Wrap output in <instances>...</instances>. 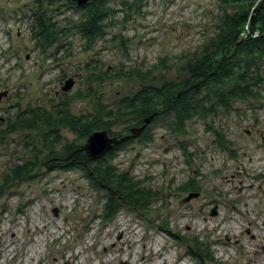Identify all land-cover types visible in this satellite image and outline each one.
<instances>
[{
	"label": "rangeland",
	"instance_id": "rangeland-1",
	"mask_svg": "<svg viewBox=\"0 0 264 264\" xmlns=\"http://www.w3.org/2000/svg\"><path fill=\"white\" fill-rule=\"evenodd\" d=\"M123 1L105 2L118 23L104 38L86 45L81 36L67 31L70 34L43 50L31 34L33 14L45 10L69 30L80 12L66 0H0V92L8 90L0 101V131L5 119L19 110H49L62 100L76 115L96 114L100 104L114 107L142 87L138 79H114L120 69L146 70L164 59L166 66L147 84L184 78L186 61L214 36L225 12L236 9L223 0H141L129 11ZM260 71L264 76V63ZM69 78L75 84L64 92ZM261 86L262 99L232 101L231 111L218 107L207 119L189 121L186 134L171 133L162 118L148 129L151 142L139 137L128 140L113 166L156 195L145 212L123 207L111 221L103 218L107 191L92 188L79 168L41 163L30 177L1 187L12 167L31 159L37 134L21 130L0 135V261L25 264L31 255L26 264H38L39 257L51 264H102V255L109 254V264H130L129 259L141 260L136 249L159 241L160 252L170 253L171 264H264V217L259 216L264 187L263 193L253 187L258 157L246 134L255 120L254 105L259 101L264 105V82ZM227 125L234 128L235 137L245 138L239 140L245 172L232 181L228 176L233 162L217 147ZM111 130L129 134L122 122ZM62 136L64 142L85 145L87 141L78 140L68 128L62 129ZM239 179L245 187L241 191ZM191 181L200 194L186 201L190 192L180 188ZM215 206L218 214L213 216ZM123 227L126 233L121 236ZM39 237V252L32 255L30 248ZM132 240L135 246L129 248ZM193 240L206 248V256L201 254L204 247L199 249ZM6 243L8 247H3ZM79 250L84 257L73 260Z\"/></svg>",
	"mask_w": 264,
	"mask_h": 264
},
{
	"label": "trees",
	"instance_id": "trees-1",
	"mask_svg": "<svg viewBox=\"0 0 264 264\" xmlns=\"http://www.w3.org/2000/svg\"><path fill=\"white\" fill-rule=\"evenodd\" d=\"M106 1L88 2L82 7L68 1L72 8L80 12L69 30H64L47 11H36L31 25L35 42L46 50L57 44L67 31L81 36L86 45L104 38L107 30L118 23L112 10L105 6ZM137 1L141 0H124L122 3L130 11ZM263 1L223 0L236 9L229 14L225 12L214 36L186 61L182 67L186 75L178 81H165L161 78L160 85L147 84L156 79L153 76L156 71L166 66L165 60L161 59L146 70L131 68L116 71L112 75L114 79H138L142 87L133 96L120 99L112 108L100 104L96 114L76 115L69 111L68 102L62 100L49 110L28 108L6 118L5 128L0 131V135L21 130L35 132L37 135L32 140L31 159L12 167L1 187L30 177L41 163L66 170L79 168L85 173L92 188L107 191L103 203V218L106 221L113 220L123 207L145 212L156 192L112 164L118 150L128 141L115 145L104 157L92 161L81 150L82 144L76 141L64 142L62 129H70L78 140L88 139L96 131H107L111 137L122 138L127 135L121 136L122 133L111 130L114 125L122 122L128 135L132 128L146 126L139 139L151 142L152 136L148 129L157 119L163 118L171 133L183 135L186 134L187 123L193 119H207L215 114L218 107L231 111L232 101L258 98L264 82L260 71L264 63ZM94 79L102 78L95 76ZM152 116L149 124L145 125V120ZM44 151L47 154L40 159ZM180 189L190 194L198 192L193 181L185 183ZM192 242L199 249L204 247L196 240ZM205 252L204 247L201 254L206 256Z\"/></svg>",
	"mask_w": 264,
	"mask_h": 264
},
{
	"label": "flooded vegetation",
	"instance_id": "flooded-vegetation-1",
	"mask_svg": "<svg viewBox=\"0 0 264 264\" xmlns=\"http://www.w3.org/2000/svg\"><path fill=\"white\" fill-rule=\"evenodd\" d=\"M262 99V94L254 99L255 101ZM253 111L256 113L255 120L251 124V128L247 130V136L251 137L253 144H254V152H255V157L258 159L256 160L255 163V168H254V184L253 187H258L259 192L263 193V187H264V157L260 158L261 155L264 156V105L259 101L256 103L253 107ZM263 113V114H262ZM233 127H230L229 125L226 126V131L224 132V135L221 138H218V145L217 147L224 152L227 157L230 159V161L233 162V164H230V169H229V176L231 177V180H235L237 177H240V175L245 172L242 170L241 167V159L239 158V155L241 152L244 153V147L239 145V140L242 139L245 140L244 137L242 138H237L234 136L233 132L231 131ZM234 129V128H233ZM141 135V134H140ZM140 135L138 137H140ZM137 137V138H138ZM229 164H226L224 167L228 166ZM240 185L242 184L241 188L239 189L240 191L243 190L245 187L243 186V181L239 179L238 182ZM252 187V186H251ZM252 187V188H253ZM200 194V192H195ZM218 207L215 206L211 210V215L215 216L218 214ZM215 213V214H214ZM264 217V208L259 209V216ZM264 225V223H263ZM247 234L250 235V230H246ZM253 239H255V235H251ZM262 249L264 250V245H261Z\"/></svg>",
	"mask_w": 264,
	"mask_h": 264
},
{
	"label": "water",
	"instance_id": "water-1",
	"mask_svg": "<svg viewBox=\"0 0 264 264\" xmlns=\"http://www.w3.org/2000/svg\"><path fill=\"white\" fill-rule=\"evenodd\" d=\"M66 1H71L74 4H76L78 7H82L86 5L88 2H95L99 0H66ZM263 3L264 1L262 2L261 7L263 6ZM73 86H74V81L72 79H68L65 81L62 90L64 92H67L70 89H72ZM7 95H8V90L0 92V101ZM154 116L147 118L145 120V125L149 124L150 120ZM145 127L146 126H142L141 128H132L130 135H127L120 139L118 137L109 136L107 131H96L88 137L85 145H83L81 150L86 153L87 157L90 160L96 161L104 157L107 154V152H109L115 145H118L122 142L128 141L133 138H137L142 133ZM198 195H199L198 193H191L187 196L186 201H190L191 198H194ZM54 213L56 216L58 215L57 208L54 209Z\"/></svg>",
	"mask_w": 264,
	"mask_h": 264
},
{
	"label": "bare ground",
	"instance_id": "bare-ground-1",
	"mask_svg": "<svg viewBox=\"0 0 264 264\" xmlns=\"http://www.w3.org/2000/svg\"><path fill=\"white\" fill-rule=\"evenodd\" d=\"M44 231L46 230V225L44 224ZM121 236L125 235L126 233V228H120V232ZM135 237H136V233H135ZM123 238V237H122ZM124 239V238H123ZM135 241L136 240H132L131 244H129V248L135 246ZM144 244V243H142ZM41 245V239L40 237L37 238V244L32 246L30 248V251H31V254L33 255L34 253L36 252H39L38 250V247ZM159 246H160V243L159 241H156L153 245H144V247H142L141 251H138L136 249V252L137 254H141V260L138 262V260H133V259H129V262L131 261L130 264H171V255L170 253H162L160 252L159 250ZM3 247H8V244L6 243ZM143 250H145L144 253L146 254H142L143 253ZM107 249H106V245L104 247V252H106ZM131 252V251H130ZM135 252V253H136ZM151 252H153V256H151ZM81 251L79 250L76 254H75V257L73 258V260L76 258H78L79 256H81ZM136 254V255H137ZM84 256H81V259L83 258ZM119 257L124 260V261H127L126 260V257L124 254H119ZM31 258V255L28 256V259L26 260V263H28V260H30ZM69 258V257H68ZM67 258V261H70V259ZM56 259V258H54ZM5 261H2V258H1V261H0V264H3ZM37 262L38 264H51L49 261L47 260H42L40 257L37 258ZM25 263V264H26ZM111 263V259L109 257V254L107 255H102V264H109Z\"/></svg>",
	"mask_w": 264,
	"mask_h": 264
}]
</instances>
